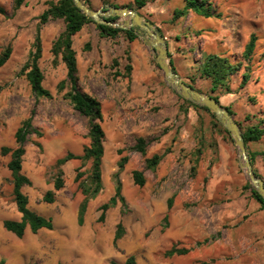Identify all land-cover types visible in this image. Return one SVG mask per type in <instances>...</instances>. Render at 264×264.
Instances as JSON below:
<instances>
[{
	"label": "rangeland",
	"instance_id": "374dc122",
	"mask_svg": "<svg viewBox=\"0 0 264 264\" xmlns=\"http://www.w3.org/2000/svg\"><path fill=\"white\" fill-rule=\"evenodd\" d=\"M146 1L142 9H137L133 0H95L98 7L130 5L127 8L172 38L173 41L168 39L170 54L179 48L178 57L181 56L173 61L176 73L204 94L205 84L197 72L204 60L201 57L214 54L235 62L233 54L239 52L249 34H256L251 69L254 85L251 83L243 91V99L234 109L240 114L247 112L250 96L258 104L254 110L264 115V0H209L217 15L204 18L189 13L174 24L170 22L172 11L182 7L183 0ZM12 2L0 0L7 12V16L0 15V52L7 44L12 45L9 60L0 67V264H109L111 260L122 262L129 255L135 256L137 264H264V211L250 196V190L243 189L248 181L239 167L237 148L232 139L212 126L210 112L182 105L164 82L142 38L130 47L131 82L112 80L106 64V71L96 75L94 82L84 79L86 89L101 102L105 142L102 189L88 202L82 223L77 216L84 196L75 175L79 172L80 180H87L90 162L70 160L62 165L63 188L55 192L53 203L43 202L44 193L53 187L56 161L67 153L81 155L89 144L88 124L63 99V93L56 91L59 81L65 78V67L60 61L54 63L50 53L55 27L42 26L40 32L39 67L43 86L52 98L33 94L21 67L31 50L40 6L32 0L11 17ZM243 71L241 67L233 77L234 89ZM153 77L156 84L152 83ZM149 78H153L150 85ZM29 117L39 136L31 134L25 144L21 172L31 184L22 192L30 210L52 219L53 229L32 234L27 228L23 237L17 238L2 226L4 220H19L20 214L7 169L10 154L2 155L1 149L15 147L14 133ZM198 134L212 149L205 150L194 171L187 151L193 149ZM138 136L149 140L145 156L131 150ZM217 144L218 161L214 159ZM251 148L259 150L263 144ZM163 152H167L165 158L155 171L145 168V158ZM121 157L127 161L118 170ZM255 168L263 174L258 162ZM134 170L142 171L145 177L141 188L133 184ZM117 180L124 205L117 202L108 209L104 220L98 221L100 206L114 195ZM118 223L124 228V236L121 247L114 248L112 240ZM172 246L185 248L188 253L166 256Z\"/></svg>",
	"mask_w": 264,
	"mask_h": 264
},
{
	"label": "trees",
	"instance_id": "16d2710c",
	"mask_svg": "<svg viewBox=\"0 0 264 264\" xmlns=\"http://www.w3.org/2000/svg\"><path fill=\"white\" fill-rule=\"evenodd\" d=\"M90 8L89 0H82ZM137 9H142L146 0H133ZM26 0H13L12 2V13L11 17L16 15V12L24 5ZM182 7L174 9L170 18L171 23L177 22L180 18L186 17L189 13H193L197 16L204 18H210L217 15L209 0H183ZM46 8L37 17L36 29L34 39L31 45V50L28 53V57L21 67V71L25 74V77L29 83V86L33 94L37 98H52L51 93L43 86L44 76L39 67V60L42 54V42L40 37L41 27L51 21L57 19H62L64 22L63 30L55 37L51 43L50 53L54 63L60 61L65 67V78L56 86L57 93H63L62 97L64 100L68 101L71 107L78 112L82 117L86 118L88 124V138L89 144L83 148L81 155H74L72 153H67L63 157L56 161V167L58 171L53 179L52 190H48L44 193L42 200L45 203L51 204L55 200V192L63 188L64 181L62 178V171L60 167L70 160H79L82 163L90 162V174L87 180H80L81 173L77 172L75 175V181L79 182V188L84 196L78 210V222L81 224L83 221V216L87 208V204L90 200H93L102 189V173L101 165L102 158L104 156V142H105V132L102 128L103 123V113L101 102L93 95L86 93L79 85L78 78V68H77V58L76 52L72 47L73 36L78 33L85 24L91 23L95 25L96 29L99 31L101 38L115 39L119 35H123L127 42H133L137 39V35L134 33L133 29L122 30L115 27L96 25L91 19L79 12V10L73 5L72 0H50L45 2ZM115 7H123L119 5H112ZM130 8V5H126ZM139 14V13H138ZM0 15L7 16V12L3 6H0ZM118 18H109V21H116ZM162 36L164 37L161 30ZM258 37L256 34L251 33L248 40L243 48L242 54L239 60L232 62L227 57H222L214 54H207L203 56V63L197 67L198 78L205 84V94L214 98L220 104V97L224 95L232 94V80L233 77L237 75V72L241 67L244 71L240 74V82L235 90H242L250 81L251 69L253 66V59L255 51L257 49ZM84 51L90 50V44L86 43ZM170 66L173 71H175L173 61L171 59L170 52ZM12 54V45L7 44L0 52V67H2L10 58ZM126 63L119 68V63L117 59L112 61L110 65L113 80L117 78L130 79L132 65L131 57L129 55V50L124 51ZM159 68L157 65H155ZM176 72V71H175ZM193 80H191L192 82ZM185 82V81H184ZM187 85L193 87L192 84L185 82ZM195 88V87H193ZM3 86L0 85V94ZM199 92V89H196ZM178 100L181 101L182 105L192 108L195 111H206L205 108L196 106L186 100H183L177 96ZM221 105V104H220ZM258 104L254 97L248 96V111L245 113H238L231 106H223L228 113L233 117L234 121L238 124L242 130V135L244 138L246 151L250 159L251 165L253 167L254 173L264 181V115L260 114L259 110L256 109ZM212 126L223 133L229 140H231L229 134L221 127V125L212 117ZM35 134L39 136V132L33 127L31 117L23 120L20 126L16 129L14 133L15 147L14 148H2V155L10 154V159L7 163V169L10 171L11 175V185H12V195L13 200L20 214L19 220H4L2 222L3 228L15 235L17 238H22L26 229L28 228L32 234H36L39 230H52L53 221L50 217H43L36 214L28 207V199L23 194L22 188L24 186H29L31 184L28 177H26L22 172V162L23 156L25 154V144L28 141V136ZM250 143L263 144V148L259 150H254L253 152L247 147ZM206 141L202 135L198 134L194 142V147L191 150V169L196 170L199 160L202 159L204 151L207 148L212 149V145H205ZM149 145V140L143 137H137L135 139L134 145L131 147L132 151H135L142 156H145L147 147ZM214 150V149H213ZM167 152L161 154H155L150 158H145V168L151 171H155L160 165ZM127 161L126 157H121L118 163V170L123 168V165ZM258 162L260 165L259 169H262L263 174L255 168V164ZM133 184L138 187H143L145 184V177L143 172L140 170H134L131 174ZM117 178V173L115 174ZM244 190H250V196L257 201L262 210L264 211V199L259 196L251 186L246 183ZM117 202L124 205V198L121 195V184L117 180L114 195L106 202L100 206V216L98 221H102L105 218V214L108 209L114 207ZM172 200L167 201V208L170 209ZM167 217L165 216L164 219ZM124 236V228L121 223L116 225V229L113 235L112 245L114 248L117 247V242ZM188 250L185 248H177L172 246L171 249L165 252L166 256L173 255H186ZM26 264H37L34 261H28ZM57 264H64L58 262ZM109 264H137L134 255H129L125 258L122 263L111 260Z\"/></svg>",
	"mask_w": 264,
	"mask_h": 264
},
{
	"label": "water",
	"instance_id": "95a60500",
	"mask_svg": "<svg viewBox=\"0 0 264 264\" xmlns=\"http://www.w3.org/2000/svg\"><path fill=\"white\" fill-rule=\"evenodd\" d=\"M72 3L80 13L91 19L96 25H105L122 30L133 29L137 37L143 39L152 53L155 64L162 71L163 79L167 86L183 100L208 110L214 119L229 134L233 145L237 148L240 169L244 172L251 188L264 199V181L253 171L240 127L228 111L214 98L187 85L182 78L172 70L167 43L161 32L138 14V12L127 7L119 8L115 6H106L98 10H93L82 0H72ZM114 17L123 19L124 22H112L108 20Z\"/></svg>",
	"mask_w": 264,
	"mask_h": 264
},
{
	"label": "crops",
	"instance_id": "0c3cea01",
	"mask_svg": "<svg viewBox=\"0 0 264 264\" xmlns=\"http://www.w3.org/2000/svg\"><path fill=\"white\" fill-rule=\"evenodd\" d=\"M31 1L32 0H26L25 4L22 5L20 7V9L16 12V15L19 14V12L23 8L29 6ZM47 1H50V0H36V3L37 2L39 3L40 10L35 15V17H38L43 12V10H45V8H46L45 2H47ZM89 1H90V6H91L90 8L93 9V10H98L100 8L108 6L107 4H101V6L98 7V4H96L95 0H89ZM122 8H124V7H122ZM191 15H194V14L191 13ZM46 25L47 26H51V27H55V30H54V33H53L55 35L53 36L52 41L55 39V37L64 28V22H63L62 19H57L55 21H51V22H49V23H47V24H45L43 26H46ZM156 28L159 29L158 27H156ZM159 30H161V29H159ZM40 32H41V30H40ZM162 33H163L164 39H165V41L167 43L168 51L170 52V48L171 47L169 46L168 39H172V38H170L168 35H166L165 32L162 31ZM219 39H222L221 36L219 37ZM247 40H248V38H247ZM247 40L239 48V52L236 53L235 55L233 54V58L235 60H239L240 55L242 54L243 48H244ZM52 41L50 42L49 49L51 47ZM135 41H137V39L134 40L133 42H135ZM172 41H173V39H172ZM133 42H130V43L127 42L123 35H119L118 37H116L113 40L109 39V38H101L100 35H99V31L96 29L95 25H93L91 23L85 24L82 27V29L73 36V39H72V47H73L74 51L76 52L78 78H79L80 87L86 93H88L90 95H93L91 91L86 89V85H84L85 84L84 83L85 82L84 79L87 82H90V81L94 82L95 79H96V75L100 76L101 72L106 71V69H104V65L105 64L108 66V71L110 73L113 72L114 69H111L110 65L112 64V61L114 59H117V61L119 63V68H121V66H123V61L125 60V56L126 55L124 54V51L126 49L129 50V55L131 57V65H132V54H131V51H130V47H131V44H133ZM86 43L90 44V50H88V51H84L83 50V48H84ZM174 50L176 51V53H173V55L171 56L172 61H175V60H177L178 58L181 57V56L178 57V51H180V49L179 48H174ZM201 58H203V56ZM229 59H231V58H229ZM253 63H254V59H253ZM173 65H174V62H173ZM132 70H133V65H132ZM253 74H254V72L251 73L250 81H249V83L246 85V87L244 89L237 91V90H235L236 88L234 89L233 86H232V94L221 96L220 97V104L224 105V106H231L232 108H234L239 103H241V100L243 99L241 97V94L244 93L243 91H246V89L251 86V83H252V85H254V76H253ZM110 77L113 80L111 74H110ZM153 78H149V80H148L149 85H150V83H151ZM118 79H121V78L119 77V78H117L115 80H118ZM131 79H132V71H131L130 79L128 81L131 82ZM153 81H154V82H152L153 84L157 83L155 78L153 79ZM260 96L263 97V95H261V94H260ZM251 113H254V109L251 110ZM138 137H143V138L146 139V137H144V136H138ZM249 145H250L249 148H251V147L254 146V143H250ZM218 147H219V144H217V146H216L217 155L214 158L217 161L220 160ZM208 149H210V148H208ZM191 150H192V148H190L187 151V154H188L187 155V158H188L187 160H188L189 165H192L191 164V154H190ZM250 150L252 152L254 151V149H250ZM204 156L205 155H203L202 159L204 158ZM202 159L199 160L198 165L201 163ZM255 235L256 234L254 233V238H255ZM121 239L118 240V242H117V246L118 247H121ZM122 262H119V263H122Z\"/></svg>",
	"mask_w": 264,
	"mask_h": 264
}]
</instances>
